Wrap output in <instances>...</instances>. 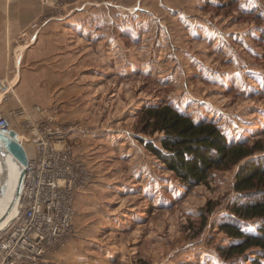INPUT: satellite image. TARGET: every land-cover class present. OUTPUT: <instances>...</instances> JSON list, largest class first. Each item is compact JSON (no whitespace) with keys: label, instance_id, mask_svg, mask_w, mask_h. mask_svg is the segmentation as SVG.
I'll use <instances>...</instances> for the list:
<instances>
[{"label":"rangeland","instance_id":"rangeland-1","mask_svg":"<svg viewBox=\"0 0 264 264\" xmlns=\"http://www.w3.org/2000/svg\"><path fill=\"white\" fill-rule=\"evenodd\" d=\"M84 1L72 8L77 23L64 25L66 81L13 87L0 112L30 155L35 132L67 129L88 175L74 193L73 235L42 263L229 264L219 222L231 213L240 163L185 186L145 146H160L162 133L143 128L144 112L171 103L264 156V0ZM3 177L4 197L13 179Z\"/></svg>","mask_w":264,"mask_h":264},{"label":"trees","instance_id":"trees-1","mask_svg":"<svg viewBox=\"0 0 264 264\" xmlns=\"http://www.w3.org/2000/svg\"><path fill=\"white\" fill-rule=\"evenodd\" d=\"M143 122L145 130L162 133L160 146L149 141L145 146L187 187L204 181L214 168L240 163L231 213L219 222L231 241L219 250L229 264H264V156L251 157L262 146L233 142L213 119L196 120L171 103L147 107ZM248 219L259 223L248 228Z\"/></svg>","mask_w":264,"mask_h":264},{"label":"built area","instance_id":"built-area-1","mask_svg":"<svg viewBox=\"0 0 264 264\" xmlns=\"http://www.w3.org/2000/svg\"><path fill=\"white\" fill-rule=\"evenodd\" d=\"M10 129L9 117L0 113V130ZM40 130L33 135L35 151L25 165L18 212L0 228V264H43L74 233V193L88 175L65 140L67 129Z\"/></svg>","mask_w":264,"mask_h":264},{"label":"crops","instance_id":"crops-1","mask_svg":"<svg viewBox=\"0 0 264 264\" xmlns=\"http://www.w3.org/2000/svg\"><path fill=\"white\" fill-rule=\"evenodd\" d=\"M86 6L84 0H0V80L7 89L0 87V112L13 103V87L51 89L66 81L62 73L69 70L70 53L64 49V25L77 23L72 8Z\"/></svg>","mask_w":264,"mask_h":264},{"label":"bare ground","instance_id":"bare-ground-1","mask_svg":"<svg viewBox=\"0 0 264 264\" xmlns=\"http://www.w3.org/2000/svg\"><path fill=\"white\" fill-rule=\"evenodd\" d=\"M12 128V126H11ZM6 136H0V184L5 181L4 172L11 174L13 185L10 193L4 197L0 195V228L6 226L17 214L19 198L17 196L20 176L22 175L23 162L8 147ZM23 144L22 137L17 138ZM21 139V140H20ZM30 155L28 154V157Z\"/></svg>","mask_w":264,"mask_h":264},{"label":"water","instance_id":"water-1","mask_svg":"<svg viewBox=\"0 0 264 264\" xmlns=\"http://www.w3.org/2000/svg\"><path fill=\"white\" fill-rule=\"evenodd\" d=\"M15 131L13 130H0V136H6L4 138L8 144V147L13 151V153L23 162V168H22V175L20 176V181L18 185V191L17 196L20 193L21 185L23 181V176L25 173V165H27L29 161L28 153L25 149V147L21 144V142L18 141L17 137L14 136Z\"/></svg>","mask_w":264,"mask_h":264}]
</instances>
